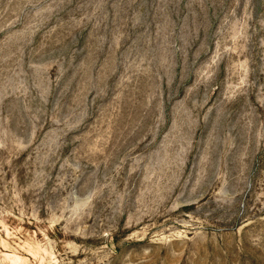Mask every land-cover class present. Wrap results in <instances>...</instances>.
Instances as JSON below:
<instances>
[{
  "label": "rangeland",
  "instance_id": "obj_1",
  "mask_svg": "<svg viewBox=\"0 0 264 264\" xmlns=\"http://www.w3.org/2000/svg\"><path fill=\"white\" fill-rule=\"evenodd\" d=\"M0 264H264V0H0Z\"/></svg>",
  "mask_w": 264,
  "mask_h": 264
}]
</instances>
